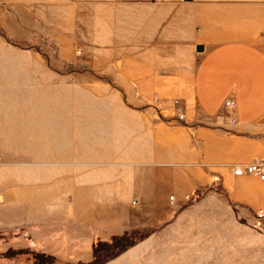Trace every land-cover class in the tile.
<instances>
[{"label":"rangeland","instance_id":"obj_1","mask_svg":"<svg viewBox=\"0 0 264 264\" xmlns=\"http://www.w3.org/2000/svg\"><path fill=\"white\" fill-rule=\"evenodd\" d=\"M176 1L0 0V264H264V219L253 225L255 208L226 188L217 165L198 163L200 180L189 193H129L119 205L93 184L80 188L74 179L68 189L62 160L38 162L53 166L52 180L43 182H56V193H43L42 181H35V126L55 132L90 126L96 135L98 126H155L156 139L158 126L178 124L176 91L161 90L176 84L162 79L161 69L150 81L145 67H132L130 42L132 15L145 22L168 6L167 45L176 49ZM195 1L220 7L234 27L244 11L246 30L253 23L248 15L264 7L251 0ZM113 165L89 163L103 175ZM118 165L129 170V163ZM113 206L119 214L99 218Z\"/></svg>","mask_w":264,"mask_h":264},{"label":"crops","instance_id":"obj_2","mask_svg":"<svg viewBox=\"0 0 264 264\" xmlns=\"http://www.w3.org/2000/svg\"><path fill=\"white\" fill-rule=\"evenodd\" d=\"M250 2L264 5V0ZM156 10L152 16L147 14L145 22L137 15L131 17L130 42L136 46L132 67H145L150 81H155L154 71L161 69V78L165 76V81L171 79L176 84L161 90L176 91L185 121H176V126H158L161 134L156 139L155 126H98L97 135L90 133V126L61 127L64 135L52 126H35L32 153L35 181H42L39 190L57 192L56 182H43L52 180L53 166L42 168L38 162L53 164L62 160L65 168L61 170L65 169L66 175L60 178L71 180L68 189L74 188V179L80 188L93 184L102 193L117 196L118 205L129 193L143 197L171 190L180 196L198 185L200 163L217 165L226 188L237 190L244 204L253 205L252 209L264 207V183L251 175L235 176L230 172L234 163L264 156V34L260 33L264 30V7L248 15L253 23L246 30L244 11L234 17V27L230 17L220 14L218 6L195 0L176 1V49L167 45L169 7ZM143 44L147 47L141 50ZM197 44L202 45V51H195ZM226 98L233 100L232 108L224 105ZM97 136L99 139L91 143ZM90 162L117 165L103 175L99 169H90ZM121 163H129V170L124 171L126 166L118 165ZM118 209L113 206V212L99 218L111 219L119 214ZM2 210L10 217L7 208Z\"/></svg>","mask_w":264,"mask_h":264},{"label":"built area","instance_id":"obj_3","mask_svg":"<svg viewBox=\"0 0 264 264\" xmlns=\"http://www.w3.org/2000/svg\"><path fill=\"white\" fill-rule=\"evenodd\" d=\"M156 101V99H154ZM224 105L229 108L234 106V102L230 98L224 100ZM174 112L176 114V120L185 121L184 107L180 104L177 98L174 100ZM231 120H234L233 116H229ZM192 129V128H190ZM231 174L235 176L251 175L264 183V156L252 158L245 162H237L230 166ZM212 180H218V175L213 174ZM253 225L260 227L262 220L264 219V207H258L253 210Z\"/></svg>","mask_w":264,"mask_h":264},{"label":"water","instance_id":"obj_4","mask_svg":"<svg viewBox=\"0 0 264 264\" xmlns=\"http://www.w3.org/2000/svg\"><path fill=\"white\" fill-rule=\"evenodd\" d=\"M184 1H187V0H184ZM194 49H195L196 52H200V51H202V45L197 44V45L194 47Z\"/></svg>","mask_w":264,"mask_h":264},{"label":"trees","instance_id":"obj_5","mask_svg":"<svg viewBox=\"0 0 264 264\" xmlns=\"http://www.w3.org/2000/svg\"><path fill=\"white\" fill-rule=\"evenodd\" d=\"M124 237H126V236H121V238H124ZM118 238V237H117ZM127 238V237H126Z\"/></svg>","mask_w":264,"mask_h":264}]
</instances>
